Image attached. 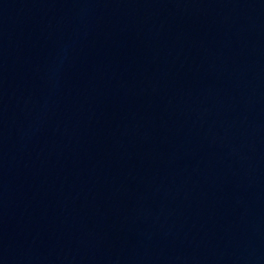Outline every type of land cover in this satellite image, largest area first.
Listing matches in <instances>:
<instances>
[{
    "label": "water",
    "instance_id": "obj_1",
    "mask_svg": "<svg viewBox=\"0 0 264 264\" xmlns=\"http://www.w3.org/2000/svg\"><path fill=\"white\" fill-rule=\"evenodd\" d=\"M0 264H264V0H0Z\"/></svg>",
    "mask_w": 264,
    "mask_h": 264
}]
</instances>
